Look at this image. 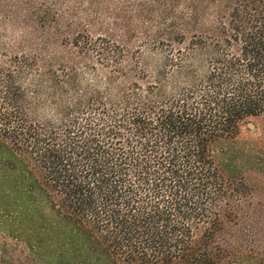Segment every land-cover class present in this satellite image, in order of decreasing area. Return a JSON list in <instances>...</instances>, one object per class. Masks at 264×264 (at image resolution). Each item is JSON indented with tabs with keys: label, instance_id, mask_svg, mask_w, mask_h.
I'll return each instance as SVG.
<instances>
[{
	"label": "trees",
	"instance_id": "16d2710c",
	"mask_svg": "<svg viewBox=\"0 0 264 264\" xmlns=\"http://www.w3.org/2000/svg\"><path fill=\"white\" fill-rule=\"evenodd\" d=\"M263 114L264 0H0V264H264Z\"/></svg>",
	"mask_w": 264,
	"mask_h": 264
},
{
	"label": "rangeland",
	"instance_id": "374dc122",
	"mask_svg": "<svg viewBox=\"0 0 264 264\" xmlns=\"http://www.w3.org/2000/svg\"><path fill=\"white\" fill-rule=\"evenodd\" d=\"M156 59L149 58L148 63L153 65L156 63ZM264 137V114L260 117L252 118L248 120L242 127V138H259Z\"/></svg>",
	"mask_w": 264,
	"mask_h": 264
}]
</instances>
